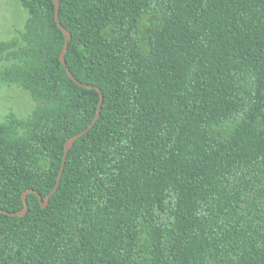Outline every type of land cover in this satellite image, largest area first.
I'll return each instance as SVG.
<instances>
[{"label": "trees", "instance_id": "16d2710c", "mask_svg": "<svg viewBox=\"0 0 264 264\" xmlns=\"http://www.w3.org/2000/svg\"><path fill=\"white\" fill-rule=\"evenodd\" d=\"M18 1L0 264H264V0Z\"/></svg>", "mask_w": 264, "mask_h": 264}, {"label": "rangeland", "instance_id": "374dc122", "mask_svg": "<svg viewBox=\"0 0 264 264\" xmlns=\"http://www.w3.org/2000/svg\"><path fill=\"white\" fill-rule=\"evenodd\" d=\"M27 16V10L18 0H0V41L8 40L16 30L22 29ZM32 107L33 101L27 91L0 83V120L9 111L26 116Z\"/></svg>", "mask_w": 264, "mask_h": 264}, {"label": "water", "instance_id": "95a60500", "mask_svg": "<svg viewBox=\"0 0 264 264\" xmlns=\"http://www.w3.org/2000/svg\"><path fill=\"white\" fill-rule=\"evenodd\" d=\"M54 1V4H55V18H56V21L58 23V26L62 29V31L64 32V36H65V41H64V44H63V47H62V50L60 52V60L61 62L65 65L66 67V71L68 73V75L70 76V78H72L73 80H75L77 83H80L74 76L73 74L71 73V71L69 70V68L66 66V62H65V58H64V54H65V51L67 49V45H68V40L71 36L70 32L60 23L59 21V18H58V7H59V3H58V0H53ZM84 86H89V87H94L96 88L98 91H99V94H100V100H99V104H98V107H97V112L95 114V117L93 118V120L89 123V125L83 129L82 131L74 134L73 136H71L70 138H68L64 144V154H63V161H62V164H61V168L58 172V176H57V180H56V184L55 186L52 188V190L45 196V198L43 199L42 196L34 189L30 188L28 190H26L25 192H23L22 194V198H23V208L21 210H18V211H6V210H2L0 209V212H3V213H7V214H10V215H14V216H22L24 215L26 212H27V208H28V203H27V200H26V194L28 192H35L39 198V201H40V204L42 207H46L47 204H48V201H49V197L54 193V191L57 189V186L59 184V181H60V176H61V173H62V170H63V167H64V161H65V158H66V155H67V152L69 150V148L72 146L74 140L81 136L82 134H84L90 127H92V125L95 123V121L97 120L98 116H99V113H100V106H101V102H102V99H103V95L101 93V90L95 86V85H92V84H83Z\"/></svg>", "mask_w": 264, "mask_h": 264}]
</instances>
